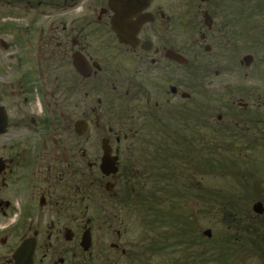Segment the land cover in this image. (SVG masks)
<instances>
[{
  "label": "flooded vegetation",
  "instance_id": "flooded-vegetation-1",
  "mask_svg": "<svg viewBox=\"0 0 264 264\" xmlns=\"http://www.w3.org/2000/svg\"><path fill=\"white\" fill-rule=\"evenodd\" d=\"M259 6L0 0V264H144L130 214L142 213L168 147L196 148L210 131L209 81L239 80L224 76L244 66L242 37L264 36ZM119 16L126 40L114 30ZM246 55L258 74L264 49ZM254 96L235 117L251 115L255 126L240 122L263 140L264 95ZM253 217L256 255L264 214Z\"/></svg>",
  "mask_w": 264,
  "mask_h": 264
},
{
  "label": "trees",
  "instance_id": "trees-1",
  "mask_svg": "<svg viewBox=\"0 0 264 264\" xmlns=\"http://www.w3.org/2000/svg\"><path fill=\"white\" fill-rule=\"evenodd\" d=\"M246 4L250 5L251 2L247 1ZM259 4L262 18L264 15V0H259ZM246 13L249 14L250 9ZM251 26L252 23H250L249 19L242 21V29L248 30L252 28ZM261 27L264 30V22ZM242 40V48L245 50H250L253 45H257L259 48L264 49V36L258 37L255 43L251 42L254 38L249 36H243ZM244 116V120H237L236 117H233L235 126L237 123L242 126L243 123L240 121L247 123L246 125L248 127L255 126V120L251 115ZM258 120H261L260 116H258ZM210 127L211 129L215 128L212 126V123ZM211 129L210 131H214V133L220 131L217 128L215 130ZM239 130L242 139L246 138V141H251L247 142L250 145H257L259 139L253 140L251 138L253 133L252 130L246 128ZM253 134H255V132ZM257 134L260 135V133H256V135ZM261 136H264V134H261ZM261 141L264 142V139ZM254 149L253 146H250L249 150L240 149L238 151L234 149L235 151H232L228 149V151L231 152L229 157L222 159H217L218 154H209L207 167L211 173L215 172L216 175L223 180L233 178V180L238 181V179H241V176L235 170V164L245 152ZM196 150L195 147L187 148V146L181 145H177L175 149L168 147L166 150L167 154L162 156L163 161L160 170L161 178L152 179L145 183V204L140 214V216H142L141 221L150 222L152 218H154L153 221L155 224H163L166 226L170 224L175 227L173 229L175 232L174 235L168 234L167 237L154 234L158 228L156 229L152 226L147 229H151L149 233L155 235L153 240L146 244L148 253L147 262L150 260L152 261V258L160 256V254L162 255L164 251L171 249L172 253L166 255L164 264H238L237 262H239V264H249L250 261H245L242 256L245 255L249 257L250 253L255 254L256 251L253 234L254 215L247 209L248 204H245L246 202H244V200L249 199L254 191L252 192L249 190L248 192V190H246L247 192L243 195H239L238 192L232 194L231 192L215 190H208L206 192L201 185H198L199 187H197V184L194 185V182H192L193 174L191 172L194 171L193 164L195 162L198 166V159H202L201 155H199ZM229 159H232V161ZM227 160L231 163L228 164ZM202 169L204 170V167H202ZM188 175L191 176L190 179H184ZM245 184H249V182L245 181ZM180 200H190V202L196 201V204L200 201L204 210L207 209L208 212L210 209L218 210L219 216L221 215V219L219 220L221 227L218 228L214 237L206 239L202 236L198 231V226L194 217L185 216L183 214L178 217L171 212H164L166 208L163 206L165 204H172L174 201ZM148 217H150V220ZM262 227H264V225ZM236 251L238 253L237 257L232 258L236 255ZM174 255L178 256L175 257ZM171 256H174V259H172Z\"/></svg>",
  "mask_w": 264,
  "mask_h": 264
},
{
  "label": "rangeland",
  "instance_id": "rangeland-1",
  "mask_svg": "<svg viewBox=\"0 0 264 264\" xmlns=\"http://www.w3.org/2000/svg\"><path fill=\"white\" fill-rule=\"evenodd\" d=\"M263 22H264V15L262 16V18L260 16V18L258 19V24H257L258 28H262L261 25ZM0 24L3 25L5 24V22L2 20ZM230 44L234 46L235 43L230 42ZM245 52L244 51L240 52L241 60L244 57ZM206 60L207 59L205 58L204 59H201L200 57L198 58L197 55L194 54L193 61L205 62ZM225 61L226 60L224 59L221 60L219 59L218 63L220 66L223 67V65L226 64ZM258 70L259 73L253 75L254 71H256L255 68L251 67L249 69H246L243 66L241 69H237L234 72V75L227 74L224 76V78L232 79V80L239 78L238 81H209L210 119H212L211 122L213 121L212 126L215 127L213 129H211L210 127V129L215 130L217 128L220 131L215 133L214 131H208V132L205 131L204 139L200 141L198 145L196 144L197 145L196 151L199 153V155H201L202 159L200 160L198 159V166L194 162L193 164L194 171H191L193 174L192 182H194V185L197 184V187H199L198 185H201L206 192L208 190L209 191L215 190L221 192L222 191L231 192L232 194L238 192L239 195L240 194L243 195L247 192L246 190H248V192L249 190H251L252 192L254 191L251 197L249 196L250 197L249 199L244 200V202H246L245 204H248L247 209H249V211L251 212H252V206L257 202H261L264 206V143L263 141L259 140L257 141L258 142L257 145L255 144L250 145L247 142H251V141L249 140L246 141V138L242 139L241 135L239 134L240 131L239 128L235 126V121H233V117H235V115L238 114L240 115V113L238 112L239 109H237L238 106L236 104L238 103L239 100H243V102L252 105L253 103H255L256 100V97L254 96L255 94L259 93L260 95H264V65H259ZM252 78H257L258 80L261 81H257V80L253 81ZM250 94L252 95L249 96ZM232 103L234 104L232 105ZM250 110L254 112L253 111L254 109L251 108ZM219 115H223V122L221 124H217V122H214L216 117ZM258 125H260L261 127L263 126L262 124H258ZM241 127L244 128V126ZM225 128L227 129L226 132H224ZM256 136H257L256 134L252 133L251 138L253 140L254 139L257 140ZM250 146H253L255 149L245 152V154H243L235 164L234 168L241 176V179H238V181L233 180V178H228L226 180H223L218 175H216L215 172L211 173V171H209V168L207 167L209 154H213V155L218 154L217 159H222L225 157L228 158L231 153L228 151V149L232 151H235L234 149L238 151L240 149L249 150ZM229 160L232 161V159ZM227 163L230 164L231 162L227 160ZM202 167H204V170L202 169ZM187 177L189 180L191 176L188 175ZM184 179L187 178L185 177ZM245 181H248L249 184H245ZM196 203H197L196 201L190 202V200L189 201L180 200V201H174V203L172 204L167 203L163 207L166 208V209L164 208L165 209L164 212H171L173 215L178 217L181 216L182 214L185 216L188 215L194 217L196 219L198 231L202 234L203 231L211 230L212 237H214L215 234L217 233L218 228L221 227L219 221L221 219V215L219 216L218 210L216 209L215 210L210 209L209 212L207 211V209L204 210V208L202 207L203 205H201L200 201L198 204ZM141 219L142 216L140 215L139 218H137V215L130 214L129 223L133 224L129 227L130 245L135 247L136 246L142 247L143 252L142 251L140 252L144 253L142 256L144 264H164V259L166 255L168 253H172L171 249L164 251L162 255L160 254V256L152 258V261L150 260L149 262H147L148 253L147 250L145 249L146 244L153 240V237H155L154 234H157L158 236L162 235L164 237H167L168 234L173 236L175 233L173 229L175 227L170 224L167 226L163 224L162 225L155 224V222L153 221L154 218H152V221L150 222L146 221L147 223L144 222L143 220L141 221ZM148 219L150 220V217H148ZM141 223L143 225L142 228L140 227ZM152 226L155 227L156 229L158 228L154 234L149 233L151 229L147 230ZM258 233L261 237L264 238V227L260 226V228L258 229ZM262 251L263 252L259 254H263L264 249H262ZM235 254L236 255H234V257L232 258L237 257L238 254L237 251L235 252ZM259 254L254 255L250 253L249 257L243 255L242 258L245 261L247 260L250 261L249 264H263V262L260 261L261 257H259ZM174 256L176 257L178 255H174ZM174 256H171V258L174 259L173 258ZM237 263L239 264V262Z\"/></svg>",
  "mask_w": 264,
  "mask_h": 264
},
{
  "label": "water",
  "instance_id": "water-1",
  "mask_svg": "<svg viewBox=\"0 0 264 264\" xmlns=\"http://www.w3.org/2000/svg\"><path fill=\"white\" fill-rule=\"evenodd\" d=\"M124 1L126 2V4L129 7H134V8H138V9L146 7V5L149 2V0H124ZM142 23H143V21H140V22L134 23V24L132 23V27L134 28V26H136V24H137V26H139ZM124 25H127V22H126V20H122L120 16L117 17L116 20L114 21V26H115L114 30L121 40H126L130 36L127 32L122 31V30H124ZM177 60L179 62L181 61L180 58H178ZM250 61H251V57L248 56V57L244 58L245 65L247 67L250 65ZM252 209L257 214H262L264 211L263 205L261 203L254 204ZM203 235L207 238H211V231L206 230L203 232Z\"/></svg>",
  "mask_w": 264,
  "mask_h": 264
}]
</instances>
